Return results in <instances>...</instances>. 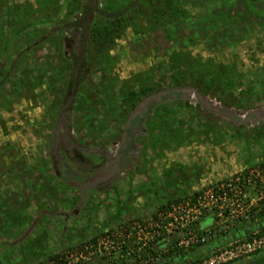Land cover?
Listing matches in <instances>:
<instances>
[{
  "label": "rangeland",
  "instance_id": "obj_1",
  "mask_svg": "<svg viewBox=\"0 0 264 264\" xmlns=\"http://www.w3.org/2000/svg\"><path fill=\"white\" fill-rule=\"evenodd\" d=\"M114 1L116 0H112ZM132 1L123 0V4H130ZM255 1L258 12L253 17V23L263 27L264 0ZM195 2L199 4L195 6L194 13L201 14L202 4L200 0ZM87 4L88 0H0V40H7V44L0 43V199L3 202L0 203L1 221L5 217V208H7L4 204L5 200L8 199L10 205H13L8 208V210L12 209L13 217L11 220L7 217L2 223V226H6L3 228L5 232L0 229V264H264V185H261L260 177L255 176V169L264 165V98L256 99L257 102L252 106L247 105L248 107L227 105L221 102L218 96L209 94L206 95L211 103L201 99L203 103L201 106H193L194 101L187 102V100L157 105L155 111L158 114V124L149 127V130L151 133L157 132L153 135L158 139L155 140L151 134L152 142L140 144L136 148L139 153L138 162L139 164L143 162V168L132 171V174L128 170L119 171L120 175H115L111 180V188L104 194L98 192L102 203L95 204L92 201L93 196L96 195L88 199L98 210L101 205L104 207L107 202L113 200L119 201L117 206H122V201L133 197L138 204L134 207L136 211L127 209L119 211V214L122 213L125 217H120V221H117L113 228L104 229L84 239L72 240L69 238L71 234H67L68 232L76 234L74 229L78 225L77 222L85 218H81L82 214L76 218L65 217L63 222L59 221L57 231L46 229L42 221L35 224L39 217L42 220L41 215L47 210L54 209L53 204L46 200L57 198V192L53 191L52 187L53 173L38 171L32 173L33 170L28 172L18 167L25 164L26 157L36 153L34 146L37 142V146H40L39 135L43 133L42 135L49 136L50 128L39 129L41 123L38 120L44 110L49 108L48 105L57 104L59 94H65L70 86V75L75 67L73 62L67 60V52L72 50V42L74 43L72 57L75 62L79 56L74 34L64 27V23L84 12ZM101 5L103 6L102 3ZM205 6L213 7L208 3ZM184 8L185 6H182L183 10ZM143 17L138 15L136 18L138 27L134 29L138 28L137 32L131 25H127L112 44L108 56L99 58V62H107L104 66L108 67L109 72L104 79H94L96 75L93 69L102 74L104 67L99 63H96V66L91 63L89 50L85 53V59L79 64L80 74L77 73V76L80 91L78 90L76 95V103L81 104L83 98L86 105L91 103L92 89H94L92 84L96 81V91L97 88L103 89L101 93L107 96L101 98L102 94L96 93V103L106 105L109 110L94 114L88 112L87 108L83 118L81 116L83 111L77 112L81 118L75 128H78L80 135L83 134L82 132L86 135L87 131H91L92 124L103 133L106 122L111 118V128L116 130V136L119 131L121 133L122 124L121 121L115 123L114 118L123 119L127 113H123L122 107L125 103L120 104L123 100L120 95L128 93L130 89H138L139 84L143 81L147 83L146 78L152 80L153 75H160L163 85L170 83L169 75H172L173 70L166 61L168 58L163 59L162 46L156 47L155 55L148 57L145 48L151 44L142 49L137 43L140 39L138 33L142 31L139 20L151 19L147 16ZM181 33L185 34L189 31ZM239 34V32H223L216 38H205L214 45L212 49L208 47L209 42L204 39L189 44L191 48L185 49L202 58L213 57L222 61L236 58L246 66L254 63L252 61L255 59L256 64L264 63V28L254 31L252 37H247V33L244 37H239ZM160 43H166L165 47L168 45V41L165 42L161 37ZM3 47L6 48L1 50ZM180 48V46L176 47V49ZM24 68H27L28 75L32 73L30 75L32 80L26 82L24 87L17 88L20 70ZM89 72H91L90 76ZM148 74L152 76L148 78ZM185 81H188V78H179L178 82L181 83L179 85L172 82L170 84L182 86ZM115 95L119 98L114 99ZM97 96L102 101L98 100ZM80 104L78 110L81 109ZM219 104L242 112L236 113L237 115L234 113L230 116L221 115L220 110L225 108L218 107ZM243 111L256 112L246 116ZM93 114L95 118L91 117ZM118 140L119 138L115 140L117 141L115 145H110L112 151L119 144ZM82 159L85 163L90 162L93 165H98L101 161L100 157L89 154L81 155ZM239 175L245 179L242 185L235 182L236 176ZM34 180H41L46 186L35 184L30 191H27L28 188L22 183L25 181L27 184ZM221 183H223L222 188H220ZM237 190L241 191L238 193H241L240 198L244 203L252 201L249 206L242 207L248 210L247 219L240 216L239 207L229 204L230 196ZM208 191L213 193V197L223 195L226 198L220 202L210 203V208L200 207L198 214L195 212L198 207L196 199L205 197L204 203H206L208 197L205 196V192L208 195ZM20 198L25 202L19 205ZM169 200L174 201L170 203ZM26 201L30 203L26 204ZM185 203L191 208V213L188 218L183 217L181 222L178 220L176 230L181 229L178 238L173 233L169 235L165 232L163 237L149 240V233L152 234L149 230L148 233L141 235L142 241L146 237L149 241L144 246L142 241L141 244L137 243L132 229L134 224L148 222L158 216L162 217V221H167L166 213L171 207ZM222 205L223 207L220 208ZM226 205L229 206L226 208ZM127 206L123 207L127 208ZM25 209L26 213H24ZM105 212L111 215L114 214L115 209L108 208ZM215 212H223V221L220 226L212 227L204 242L190 245L188 248L178 245L180 237L186 238L189 229L194 233H201L203 228H210ZM39 213L41 215L33 220ZM229 213L238 216L232 219ZM127 214L131 216L126 218ZM24 215L27 219H22ZM116 217L114 216L113 219L117 220ZM14 218L17 219L16 222ZM102 218L99 214L95 216V219L100 221ZM186 219L188 221H185ZM19 222L23 223V229L18 226ZM182 222H185V225L181 228ZM14 226L15 232L12 230ZM25 228L29 229V232L26 231L28 235L24 244L18 247V250H13L10 243L22 239L26 235V233L22 235ZM120 230H127L130 234L124 237L125 243L118 246L120 247L118 250L110 255L97 251L91 259L75 262L74 253L77 249L88 243H94L101 234L117 233ZM39 235H43L45 240L36 245V248L33 242ZM75 238L78 236L75 235ZM50 255L54 257L49 259Z\"/></svg>",
  "mask_w": 264,
  "mask_h": 264
},
{
  "label": "flooded vegetation",
  "instance_id": "obj_2",
  "mask_svg": "<svg viewBox=\"0 0 264 264\" xmlns=\"http://www.w3.org/2000/svg\"><path fill=\"white\" fill-rule=\"evenodd\" d=\"M135 1L140 2L141 0ZM157 1L161 3L162 6L167 7L165 9L169 10V18H160L159 20L158 18H156L154 21H156L157 24L155 25L153 24V20L145 19L144 24L141 23L142 31L138 33L140 39L137 41V43L141 45L142 49L144 48V46H149L148 44H151L149 47L145 48L146 56L148 57L150 55H155V51L157 50V48L162 46V49L164 51L163 59L168 58V60H166L167 62L171 60L176 50L179 52H181L182 50L185 51L186 49L191 48L189 44H193V42L197 43L196 41L198 40L204 39V41H207L210 44L211 41H208L205 38H216L220 33L223 32H239V37H244L245 33H247V37H252L251 34H254V31L258 30V28H264V25L263 27H261V25H259L258 27L256 23H253V17L258 12L255 0H200V3L203 7L201 9V14L194 13L196 12L195 6L199 4L195 2V0H181L179 4L185 6V18H182L181 14L176 12V9L174 8L175 0ZM206 3L213 7L208 8L207 6H205ZM91 4L92 7L90 10L84 11L77 15H80L83 20L81 36L79 32V26H77V30H75L74 28L70 30L71 32H73L75 40L77 41L74 42L77 44L76 50H78L79 52V56L75 62L74 58L72 57V53L74 51V43L72 42V50L67 52V59L73 62L75 67L74 71L70 75V86L68 87L65 94H59L57 104L48 105L49 108L44 110V112L40 116V120H38L41 123V125L39 124L38 126L39 129L42 128L44 130L50 128L49 136L42 135L43 133L41 135L38 134L41 142H39V147L37 146L38 142L34 146L36 153H34L33 156L29 155L30 157H26L24 162L25 164L18 167L21 169H25L28 172L29 170H33L32 173H35L37 171L40 173H53L52 177H54V179L52 181V187L53 191L57 192V198H55V200H52V198H47L46 200L53 204L52 208L54 209L47 210L44 213V215L46 216L39 213L33 220L41 215L42 220L39 217L38 220L35 221V224H39V222L42 221L45 223L44 227H46V229L51 228L52 230L56 231V227L58 225L57 223H59V221L63 222V219H65V217L66 219L70 216L76 218L80 216V214H82L81 218H87L89 213L92 214L91 216H94L96 214L102 216V214L99 213L101 212V209L96 210V208L94 207L89 208L90 206H92V201L95 204L102 203L100 199L101 195L99 196L98 192H103L104 194L107 190H109V188H111V180L115 178V175H120L119 171L128 170L129 173L132 174V171H137L138 169L143 168V162L141 164H139L140 162H138L139 153H137L136 148L140 144H144L149 141L152 142L153 138L151 136L153 134H157V132L155 133L153 131L151 133L149 130V127H154L158 124V114L155 111V107L157 105L165 102L180 100L193 102V100L183 98V94H181L182 92L175 93L174 91H177L176 88L178 87L191 86L200 95L203 94L192 85L186 84L182 86H172V84H170L171 82L163 85L160 81V75H153L152 80L146 78V81L148 83V90L139 95V98L136 100L132 108L125 111V113H127L124 115L123 119H119L117 117L114 118L115 123H119L121 121V133L119 131V134L115 136L117 132L116 130H113L111 128L112 121L110 118L106 122L107 124L104 128L103 133H100L101 130H99L96 125L92 124L91 131H87L86 135H83L85 134V132H82L83 134L80 135V131L77 130L78 128H75V126L79 122V119L81 118L78 116L77 112H79L80 110L83 111V113L81 114L83 118L84 114L87 113V111H85L87 110V108L88 112H93L94 114H99V111H109L107 110L108 107H106V105L104 106L100 103H96L95 94L101 93L103 91V89H101L100 92H98V88L96 91V81H94V83L92 84V86H94V89H92L93 95L90 99L91 103L89 105H86L85 98H83L81 100V104L78 102V104H80L81 106V109L79 110L78 104L76 103V95L78 93V90L80 91V88L78 86L79 77L77 76V73L80 74L79 64L85 59V37L88 30L87 15L91 12L95 13L98 9L97 0L94 10L93 0ZM170 7L172 8L170 9ZM182 31H189V33L184 34L181 33ZM208 32H211V34H209ZM160 37L165 42L168 41V45L166 47L164 45L166 43H160ZM195 37L197 39H195ZM191 38L192 40L190 41ZM221 43L223 44V41H221ZM179 46L181 48L176 49V47ZM208 47H211L212 49L214 45L210 44ZM157 60L158 59H155V61ZM95 72L96 71H93V73L96 75L94 79L101 80L100 77L102 74L100 72ZM90 75L91 72H89V76ZM147 76L149 78L152 76V74H148ZM170 77H173V75H169V78ZM85 91H87V88H85ZM163 91L167 92L166 97H161L160 100H148L146 101V103H142L143 100L150 98L152 99V97L155 98V94ZM206 97H208V95H206ZM207 100L209 99L207 98ZM192 105L201 106L202 104L194 100ZM126 106L127 104H124L122 109L126 108ZM94 114L91 117L95 118ZM153 136L155 137V140L158 139L156 135ZM85 138L88 140H85ZM117 138H119V144L112 151L110 145H115V143L117 142H115V140ZM84 154L98 156L100 157L101 161L98 163V165H93L90 162L85 163L83 159L81 160V155ZM131 163H135L134 166ZM86 164L88 166H86ZM42 182L43 181L41 180H34V182L30 181L27 184L24 181L22 184L24 185V187L28 188L26 189L27 191H30L33 185H43ZM90 196H93L95 200L93 198L92 201L88 200ZM7 200L8 199H6L4 203L5 205H7V208H5L6 211L4 213L5 217L2 219V221L0 220V229L3 233L5 232L3 228L6 226H2V223L7 220V217H9L10 220L13 217L12 209L8 210V208L13 207V205H10L11 202ZM18 202L20 205L21 202L24 203L25 200L20 198V201ZM0 203L3 204L2 199H0ZM27 203L30 202L26 201V204ZM93 209L95 210L93 211ZM24 213H26V209ZM104 213L105 212H103L104 216L102 217H109V215ZM16 218H14L15 222L17 220ZM22 219H27V216L24 215ZM18 226L21 229H23L24 227L22 222H19ZM7 228L9 229V227ZM65 228H67L66 224ZM12 230L15 232L16 227L14 226V229ZM27 230L29 232V229L27 228H25L22 232V235L26 233V235L22 237V239H16L10 243V246L13 248V250H18L17 248L21 247L24 244V240L28 235V232H26ZM67 234L73 233L68 232Z\"/></svg>",
  "mask_w": 264,
  "mask_h": 264
},
{
  "label": "trees",
  "instance_id": "obj_3",
  "mask_svg": "<svg viewBox=\"0 0 264 264\" xmlns=\"http://www.w3.org/2000/svg\"><path fill=\"white\" fill-rule=\"evenodd\" d=\"M116 1L97 0L98 9L95 13L91 12L87 15L88 30L85 37V53L89 50L88 53H90L89 56H91V63L95 66L96 63H99L104 67L100 79H104V76H106V73L109 71L108 67L104 66L107 62H99V58L108 56L112 44H114L115 40L121 35L127 25H131L133 30L137 32L138 28H134L136 26L138 27V25H136V18L138 15L151 18L155 25L157 24L156 21H154L156 18H158V20L160 18H169L168 15L170 14L169 10L165 9L167 7L162 6L157 0H155L156 2L154 0H141L140 2L133 0L130 4L126 5L123 4V0ZM91 2L92 0H88L89 5H86L85 11L91 9ZM180 2L181 0H175L174 8L177 13L181 14L182 18H185L186 13L179 4ZM171 8L172 7H170V9ZM145 19L139 21L144 24ZM77 26L80 28L79 32L81 36L83 20L80 15L64 23V27L68 30L73 28L77 30ZM0 43L7 44V40H0ZM5 48L6 47H3L1 50ZM174 53L171 60L167 62L170 65L169 68L173 70V77L169 78L170 82L174 84L178 83L179 85L181 84L178 82L179 78H188L189 82L185 81L184 85H192L203 94L218 96V99L224 104L236 105L238 107H248L247 105L252 106L254 102H257L256 99L260 100L264 98V63L256 64L255 59L252 61L254 63L246 66L236 58L222 61L213 57L202 58L200 55H193L190 51L186 50H182L181 52L176 50ZM26 70L27 68L20 70L17 88L24 87L26 82L32 80L30 76L32 73L28 75L29 72ZM93 71H95V69H93ZM47 84L49 85L48 82ZM101 84L102 83H99V85ZM146 85L147 83L143 81L138 89H130L128 93L119 96L125 100L123 101L121 99L122 101L120 104L123 102L127 104L123 113L134 106L135 100L139 98L140 94L148 90ZM100 90L101 89H98V92H100ZM100 94H102L101 98L107 97L104 93ZM119 97L115 95L114 99ZM98 100L102 101V99ZM114 102L116 103V101ZM173 201L169 200L168 202L171 203ZM53 257L54 255H50L48 258L52 259Z\"/></svg>",
  "mask_w": 264,
  "mask_h": 264
},
{
  "label": "built area",
  "instance_id": "obj_4",
  "mask_svg": "<svg viewBox=\"0 0 264 264\" xmlns=\"http://www.w3.org/2000/svg\"><path fill=\"white\" fill-rule=\"evenodd\" d=\"M255 176H259L261 185H264V165H261L260 167L255 169ZM248 181H250V179ZM235 182L238 185H242L245 183V179L243 176L239 175V176H236ZM222 187H223V183H221L220 185V188ZM208 192H209L208 195L205 192V196L208 197V201L206 203H204L205 197H203L202 199L198 197L196 199V205H198L197 209L195 210L196 213L199 214L198 210L200 207L204 209L210 208L209 207L210 203L213 204L214 201L220 202L221 200H225L226 198L223 195H218V196L213 197V193L211 191H208ZM238 192H241V191L237 190L236 192H233L232 196H230L229 201L231 203L229 204L239 207L240 216L247 219L249 217V214L247 213L248 210L243 209L242 207L249 206L250 204H252V201H248L250 203H247V204L244 203V200L240 198L241 193H238ZM243 196H244V193L242 197ZM263 200H264V197H263ZM228 206L229 205H226V208ZM222 207L223 205L220 206V208ZM180 213H182V215H179ZM190 213H191V208L188 207L187 203H185L184 205H180V204L177 206L173 205L171 209L166 213V216L168 218L167 221H162V217L158 216L156 219H150V221L148 222L134 224V226H132V229L134 230L133 233H134L135 238L137 239V243L141 244V241H142L141 235L148 233L149 230L152 231V234L149 233L150 234L149 240H153V239L156 240L160 237H163L164 236L163 233L165 232L168 233L169 235L170 233H173L175 234V237L178 238L179 233H181V229L176 230L178 228L177 227L178 220H180L181 222L183 217L188 218ZM222 214L223 212H217V213L215 212V214L213 215L212 226L210 228L209 227L203 228L201 233H194L191 229H189L187 237L186 238L180 237L181 239L179 240L178 245L184 248H188L190 245L199 244V243L204 242L205 237L210 233V230L221 225L223 221ZM229 215L231 216L232 219H235L236 216H238L237 214L234 215L230 213ZM185 221H188V220L186 219ZM184 225H185V222H182L180 224V227L182 228ZM120 231H118L117 233L106 232L104 234H101L95 239L94 243H88L82 248L77 249L74 253V255H76L75 262L78 263L79 261H82L84 259L85 260L91 259L93 254L97 251H100V252L103 251L104 254L110 255L113 251L118 250V248H120L118 246L125 243L124 237L130 234L127 230H124L122 232ZM149 240L146 237L144 241H142V246H144L145 243L148 242Z\"/></svg>",
  "mask_w": 264,
  "mask_h": 264
},
{
  "label": "crops",
  "instance_id": "obj_5",
  "mask_svg": "<svg viewBox=\"0 0 264 264\" xmlns=\"http://www.w3.org/2000/svg\"><path fill=\"white\" fill-rule=\"evenodd\" d=\"M130 198V200H124V201H122V206L121 205H119V206H117V204L119 203V201H117V200H113L112 202H107V204H105V206L103 207V205H101L100 207H99V209L98 210H100L101 209V212H99L100 214H102V211H106L108 208L109 209H111L112 208V210L113 209H115V212H114V214H111V215H109V217H107V218H102V220L100 221L99 219H95V216L96 215H94V216H91L92 214L91 213H89V215H88V217L87 218H82V219H80V221H78L77 222V226L75 227V229L74 230H76V234L75 235H77L78 236V238H75V235L74 234H71L70 235V239H72V240H75V239H84V238H88V237H90V236H92L93 234H96V233H99V232H101L102 230H104V229H109V228H113V226L115 225V224H117V221H120L119 219H120V217H122L123 216V214L121 213V215L119 214L120 212L119 211H121L122 212V210L124 211V210H131V211H136V209L134 208L136 205H138V204H136L135 203V201H134V198L132 197H129ZM121 204V203H120ZM124 205H128L127 206V208H124L123 206ZM112 206V207H111ZM114 206V207H113ZM121 206V207H120ZM92 207H94V208H97L96 206H94V205H92V206H90L89 208H92ZM116 207V208H115ZM103 209V210H102ZM95 209H93V211H94ZM97 210V209H96ZM116 212H117V215H116ZM106 213V212H105ZM104 213V214H105ZM133 213H135V212H133ZM102 216H104L103 214H102ZM114 216H117L116 217V219L117 220H115V219H113L114 218ZM129 216H131V214H127L126 215V218L127 217H129ZM123 217H125V216H123ZM125 218V219H126ZM83 220V221H82ZM73 228V227H72ZM80 231H81V233H80ZM45 240V238L43 237V235H39L37 238H34V245H35V247L37 248V246H38V244L39 243H41L42 241H44ZM37 245V246H36ZM158 253H160L161 251H157Z\"/></svg>",
  "mask_w": 264,
  "mask_h": 264
},
{
  "label": "water",
  "instance_id": "obj_6",
  "mask_svg": "<svg viewBox=\"0 0 264 264\" xmlns=\"http://www.w3.org/2000/svg\"><path fill=\"white\" fill-rule=\"evenodd\" d=\"M95 5H96V0H93V10L95 9ZM176 90L177 91H174L175 93H181V94H183V93H185V95L183 94V98H185V99H190V98H194V100H196L197 102H199V103H201L202 105H203V103L201 102V99H206V101H210V100H207V98L208 97H204V96H202V95H200L194 88H192L191 86L190 87H178V88H176ZM166 95H167V92H165V91H163V92H160V93H157V94H155L154 95V97L155 98H153L152 97V99L150 98V99H146V100H143L142 101V103L143 102H145L146 103V101H152V100H160L161 99V97H166ZM181 97V98H182ZM193 100V101H194ZM209 103H211V101L209 102ZM213 105H215V104H213ZM221 106H223V105H218V107H220L221 108ZM224 107V106H223ZM225 109L224 110H220V114L221 115H224V114H227L228 116H230L231 114H236V113H241L242 112V110H236V109H233V108H228V107H224ZM261 110V109H260ZM260 110H258V111H260ZM256 111H243V114H245L246 116H248V115H251V114H253V113H255ZM239 113V114H240ZM237 115V114H236ZM238 117H240V115L238 116ZM233 120V119H232Z\"/></svg>",
  "mask_w": 264,
  "mask_h": 264
}]
</instances>
